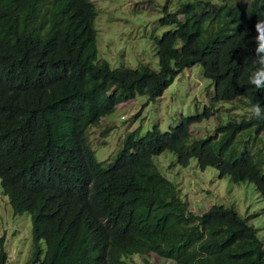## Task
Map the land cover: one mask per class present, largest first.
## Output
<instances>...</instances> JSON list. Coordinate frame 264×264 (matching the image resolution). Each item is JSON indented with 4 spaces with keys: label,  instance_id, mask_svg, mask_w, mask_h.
<instances>
[{
    "label": "trees",
    "instance_id": "16d2710c",
    "mask_svg": "<svg viewBox=\"0 0 264 264\" xmlns=\"http://www.w3.org/2000/svg\"><path fill=\"white\" fill-rule=\"evenodd\" d=\"M159 17L158 70L113 68L100 57L92 0H0V187L13 214L30 215L24 264H128L153 252L172 264H264V239L233 206L192 211L154 158L171 151L182 166L250 181L264 198V89L249 83L264 0H186ZM264 38V34H261ZM199 63L213 85L209 105L124 133L103 166L92 125L145 95L155 100L184 68ZM243 103L240 117L194 136L190 125L220 102ZM234 104V102H233ZM109 128L102 129L100 136ZM0 238V264L8 255Z\"/></svg>",
    "mask_w": 264,
    "mask_h": 264
},
{
    "label": "rangeland",
    "instance_id": "374dc122",
    "mask_svg": "<svg viewBox=\"0 0 264 264\" xmlns=\"http://www.w3.org/2000/svg\"><path fill=\"white\" fill-rule=\"evenodd\" d=\"M92 1L98 10L95 27L100 57L106 58L113 68L145 63L158 70L154 37L172 27L159 24L158 19L166 12L164 5L170 11L186 0ZM212 95L211 81L204 76L202 66L194 63L181 70L155 100L137 95L118 104L99 124L90 126L88 140L97 161L105 166L106 161L112 159L127 130L139 127L142 133L156 124L160 130L166 131L177 123L180 115L202 111L205 105H209ZM233 102L217 104L213 115L190 125L191 133L203 136L218 122L240 117L245 111L243 103L238 99ZM106 127L109 131L100 136V131ZM259 144L264 148V139ZM154 162L175 183L192 211L200 213L215 203L233 206L264 239V198L252 182L232 181L228 174L220 176L216 167L211 165L201 169L194 157L190 158L188 165L182 166L176 162L175 154L168 150L155 156ZM1 237L8 255L7 264H24L30 251V215L26 212L13 214L0 187ZM128 261V264H172L153 252L133 254Z\"/></svg>",
    "mask_w": 264,
    "mask_h": 264
},
{
    "label": "clouds",
    "instance_id": "9594fccd",
    "mask_svg": "<svg viewBox=\"0 0 264 264\" xmlns=\"http://www.w3.org/2000/svg\"><path fill=\"white\" fill-rule=\"evenodd\" d=\"M258 37H257V47L256 63L260 65L249 77V83L252 84L257 89H264V38H261V34H264V20L258 21L255 25ZM251 115L257 119H264V109H262L259 103L253 105L249 110Z\"/></svg>",
    "mask_w": 264,
    "mask_h": 264
}]
</instances>
